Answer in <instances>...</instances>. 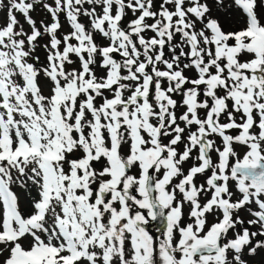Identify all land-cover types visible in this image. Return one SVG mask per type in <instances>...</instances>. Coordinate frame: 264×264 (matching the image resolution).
<instances>
[{
  "label": "snow or ice",
  "instance_id": "1",
  "mask_svg": "<svg viewBox=\"0 0 264 264\" xmlns=\"http://www.w3.org/2000/svg\"><path fill=\"white\" fill-rule=\"evenodd\" d=\"M0 12V264H264V0Z\"/></svg>",
  "mask_w": 264,
  "mask_h": 264
},
{
  "label": "rangeland",
  "instance_id": "2",
  "mask_svg": "<svg viewBox=\"0 0 264 264\" xmlns=\"http://www.w3.org/2000/svg\"><path fill=\"white\" fill-rule=\"evenodd\" d=\"M31 15L33 16V18H35V19H40V18H46V17H44V16H42L41 14H39L38 12H33V13H31ZM214 15H215V13H214ZM3 17V13L2 12H0V18H2ZM133 17H132V14L129 12L128 13V15H127V17H126V19H125V21H124V24H127V22L130 20V19H132ZM18 19H20L21 20V22L23 23V17L20 15V14H18ZM62 19V24L64 25L63 26V29H62V31H67L68 30V25H67V23L64 21V18L62 17L61 18ZM81 20H82V22H85V23H87V18L86 17H81ZM25 28H27V25L25 24ZM146 35H152V33H147ZM97 42L98 43H107L106 41H100V39H99V37H97ZM40 54H41V56H43V52L41 51L40 52ZM186 75H189V76H193L194 75V73L193 72H188V73H186ZM200 180H202V178H200ZM198 182H199V180H198ZM185 212H187V208L185 209ZM245 219H247V218H250V217H248L247 216V214L246 213H242L241 214ZM151 230L153 231V232H157V235H159V232L155 229V227L153 226V225H151Z\"/></svg>",
  "mask_w": 264,
  "mask_h": 264
},
{
  "label": "water",
  "instance_id": "3",
  "mask_svg": "<svg viewBox=\"0 0 264 264\" xmlns=\"http://www.w3.org/2000/svg\"><path fill=\"white\" fill-rule=\"evenodd\" d=\"M152 224L155 226L156 229H160V230L164 229V224L159 220L152 222Z\"/></svg>",
  "mask_w": 264,
  "mask_h": 264
},
{
  "label": "flooded vegetation",
  "instance_id": "4",
  "mask_svg": "<svg viewBox=\"0 0 264 264\" xmlns=\"http://www.w3.org/2000/svg\"><path fill=\"white\" fill-rule=\"evenodd\" d=\"M151 225H153V224H151ZM154 226V225H153ZM156 229V228H155ZM157 230V229H156Z\"/></svg>",
  "mask_w": 264,
  "mask_h": 264
}]
</instances>
